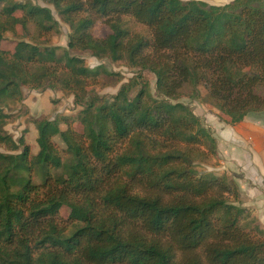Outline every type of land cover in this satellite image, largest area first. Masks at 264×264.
<instances>
[{"label":"trees","instance_id":"trees-1","mask_svg":"<svg viewBox=\"0 0 264 264\" xmlns=\"http://www.w3.org/2000/svg\"><path fill=\"white\" fill-rule=\"evenodd\" d=\"M42 1L70 28L66 48L33 42L57 26L50 9L0 0V264H264V230L235 203L237 186L193 167L215 140L174 102L202 86L232 125L264 110V0ZM100 20L110 33L98 39ZM29 26L36 37L2 49L6 33L28 38ZM71 51L153 74L156 95L136 79L110 100L97 95L98 76L110 73ZM23 89L61 90L80 108L77 120L33 122L34 155L25 133L4 130Z\"/></svg>","mask_w":264,"mask_h":264},{"label":"rangeland","instance_id":"rangeland-1","mask_svg":"<svg viewBox=\"0 0 264 264\" xmlns=\"http://www.w3.org/2000/svg\"><path fill=\"white\" fill-rule=\"evenodd\" d=\"M16 1L25 2L27 0ZM31 1L33 4L50 9L57 22L53 32L33 42L49 47L66 48L71 33L70 28L62 21L52 5L46 4L42 0ZM196 1L212 6H224L233 0ZM15 16L20 17L21 13L17 12ZM124 21L129 30L146 34L145 29L133 20L125 18ZM28 29V38L24 36L26 33L21 28L16 30V35L6 33L1 44L2 49L11 51L18 40L24 38L30 41L31 37H34V35L36 37L33 27L29 26ZM109 33V28L101 20L97 21L92 28L93 36L98 39L106 37ZM70 53L82 58L87 67L94 68L101 65L110 73V75H99L97 84L93 87L96 94L101 97L110 100L122 85L127 84L132 79L141 81V83H148L150 93L153 96L156 95L155 77L147 71L131 68L124 61L98 60L86 52L71 51ZM137 90L136 88L133 92L135 93ZM73 101L74 98L71 94L64 93L61 90L36 91L23 89L22 102L13 103L7 107L6 111L9 119L4 130L14 140L25 133V142L30 148L31 155H34L38 151V147L36 145L37 133L33 122L44 118L52 120L57 115L77 120L80 108L74 105ZM174 102L187 105L216 142L214 153L206 149V146L202 147L206 151V156L193 162L195 170L199 173H212L218 177H226L238 188L239 196L235 203L248 211L247 220L252 218L264 222V110L248 115L238 125H232L229 123L227 116L207 101L206 90L202 86H198L197 89L185 86ZM75 122L74 129L79 133L82 132L81 125L77 121ZM62 129H65V127L62 126ZM53 141L61 157L65 158L64 145L58 138ZM2 151L11 153L3 149ZM40 182L41 178L36 174L34 183L38 184ZM229 198L233 201L231 197ZM61 215L63 218L67 217L66 209H62ZM261 227L264 230L263 224Z\"/></svg>","mask_w":264,"mask_h":264},{"label":"crops","instance_id":"crops-1","mask_svg":"<svg viewBox=\"0 0 264 264\" xmlns=\"http://www.w3.org/2000/svg\"><path fill=\"white\" fill-rule=\"evenodd\" d=\"M257 222H258V224H259L260 226H262V224H263V226H264V222H263L262 220L257 219Z\"/></svg>","mask_w":264,"mask_h":264}]
</instances>
